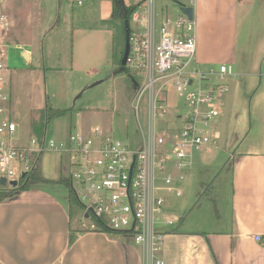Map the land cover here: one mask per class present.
I'll use <instances>...</instances> for the list:
<instances>
[{
	"label": "built area",
	"instance_id": "2783aa9c",
	"mask_svg": "<svg viewBox=\"0 0 264 264\" xmlns=\"http://www.w3.org/2000/svg\"><path fill=\"white\" fill-rule=\"evenodd\" d=\"M82 5L85 0H71ZM128 50L123 70L138 75L130 107L139 144L112 139L99 125L70 131L65 140L31 136L28 145L14 143L17 124L9 117L5 34L8 18L0 11V178L18 185L46 151L57 152L67 165L70 189L82 209L77 220L88 230L106 228L130 236L141 264H164L160 256L164 228L178 217L167 211L169 198L182 194L181 183L193 156L216 138L220 103L234 78L230 66L201 67L195 60L194 19L180 11L160 12L158 0H130ZM178 13V14H177ZM124 52V50H123ZM123 55V53H122ZM175 95H169V92ZM181 98L178 108H170ZM140 111L142 113L140 114ZM262 241L260 235L251 236Z\"/></svg>",
	"mask_w": 264,
	"mask_h": 264
},
{
	"label": "crops",
	"instance_id": "0c3cea01",
	"mask_svg": "<svg viewBox=\"0 0 264 264\" xmlns=\"http://www.w3.org/2000/svg\"><path fill=\"white\" fill-rule=\"evenodd\" d=\"M182 4L193 9L196 62L201 67L225 64L235 74L231 79L241 76L232 91L228 87L220 111L224 103L235 101V95L256 85L257 89L249 103L251 125L244 134L246 121L242 119L228 133L231 148L237 149L218 172L224 174L227 186L225 215L220 213L219 220L191 231L178 229V217L176 224L164 228L160 256L164 264H264V95H259L264 93V0H188ZM15 46L22 55L26 53L27 60L31 58L29 50ZM9 74L7 67L11 100ZM219 117L216 138L203 152H210L222 137ZM15 139L21 140L17 132ZM27 141L16 145H28ZM65 172L66 160L60 156L57 177L42 175L54 183L33 186L0 202V264H141L139 247L130 236L79 230L77 220L70 221L67 194L52 186L62 185L55 181ZM46 185L49 188L44 189ZM254 234L263 240H254Z\"/></svg>",
	"mask_w": 264,
	"mask_h": 264
},
{
	"label": "rangeland",
	"instance_id": "374dc122",
	"mask_svg": "<svg viewBox=\"0 0 264 264\" xmlns=\"http://www.w3.org/2000/svg\"><path fill=\"white\" fill-rule=\"evenodd\" d=\"M110 1L85 0L82 5H75L71 0H0V11L9 22L5 40L12 44L5 46V64L11 79L9 117L18 124L17 136L19 133L21 138L15 139V144H25L26 139L29 141L34 136L31 125L40 121L47 101L51 107L65 109L66 113L51 117L46 124L43 117L46 139L65 140L70 131L90 130L99 125L109 131L112 139L137 148V120L130 104L139 79L137 74L118 72L125 46V21L111 18ZM176 1L188 4V0H158L160 12L176 15ZM129 25L134 29L131 18ZM17 44L31 52L30 59L22 55ZM240 80L239 75L229 79V89L232 91V86ZM242 88H245L243 82ZM256 89L257 85L235 95L232 103L223 104L218 120L221 139L210 152L194 154L193 166L180 184L182 194L169 198L167 211L180 218L175 223L178 229L191 231L199 225L205 228L219 220L221 214L225 215L222 207L226 208L227 186L224 174L218 172L237 149L231 148L228 133L242 119L246 121L243 120L244 134L251 125L249 103ZM169 95L174 94L170 91ZM181 101V98L171 99L170 108H178ZM28 121L30 124L26 125ZM59 157L57 152L42 154L41 176L57 177ZM61 176H66V172ZM52 186L67 194L64 185ZM34 187L41 188L42 184ZM75 224L79 230H88L78 220Z\"/></svg>",
	"mask_w": 264,
	"mask_h": 264
},
{
	"label": "trees",
	"instance_id": "16d2710c",
	"mask_svg": "<svg viewBox=\"0 0 264 264\" xmlns=\"http://www.w3.org/2000/svg\"><path fill=\"white\" fill-rule=\"evenodd\" d=\"M176 4L178 6H184L182 3L176 1ZM132 8L125 6L122 0H111L110 1V16L113 19H119V20H129L130 14H131ZM120 69V67H119ZM126 72L128 75H130V72L127 70H120L118 72ZM66 113L65 109H56L53 108L49 105V103L46 101L44 110L41 113V118L40 121L38 120L37 123H33L31 125L32 132L34 136L37 138H40L43 134V131L46 129L45 124L48 122V120L51 117H60ZM45 117V124L43 126V122L41 121ZM56 183L62 184L65 186L67 190V210H68V216L70 221L74 220L77 218V216L80 214L82 206L80 202L77 200V198L74 196L70 189V184L68 181V178L66 176H61L58 181H55ZM48 183H54V181L44 179L41 174H40V158L36 162L32 172L24 178H21L18 185L15 187H10L8 188L6 185L5 186H0V202L5 201L7 199L13 198L17 196L20 192L26 191L30 189L31 187L37 185V184H48ZM94 222L97 226L100 227V230L111 233V234H116V233H121L117 231L110 230L105 227V225L101 224L100 219H94ZM70 240L71 237H70Z\"/></svg>",
	"mask_w": 264,
	"mask_h": 264
},
{
	"label": "water",
	"instance_id": "95a60500",
	"mask_svg": "<svg viewBox=\"0 0 264 264\" xmlns=\"http://www.w3.org/2000/svg\"><path fill=\"white\" fill-rule=\"evenodd\" d=\"M180 11L182 13H184L189 20L193 19V9L190 6H180ZM125 46H124V52L123 55L121 57V64H120V70H123V64L125 63V58H126V54H127V50H128V36H129V28H128V20L125 21ZM23 56L27 59V55L26 53H23ZM9 184L12 187L16 186V182L15 181H11L9 182ZM0 185L1 186H5L6 185V180L4 178H0Z\"/></svg>",
	"mask_w": 264,
	"mask_h": 264
}]
</instances>
